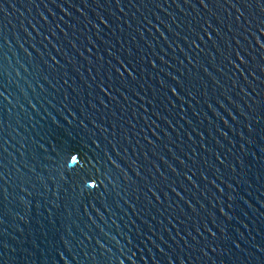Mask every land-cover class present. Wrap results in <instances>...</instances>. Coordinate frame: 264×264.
<instances>
[{"label":"water","instance_id":"1","mask_svg":"<svg viewBox=\"0 0 264 264\" xmlns=\"http://www.w3.org/2000/svg\"><path fill=\"white\" fill-rule=\"evenodd\" d=\"M64 7L69 16L50 0H0V83L7 97H0V136L7 141L0 157L20 170L12 169L6 198L0 197V264H85L83 251L64 247L69 232L91 234L84 245L87 264H94L97 240L104 245L105 264H166L163 254L170 250L178 257L173 264H264L260 5L211 0L204 10L196 0L179 7L171 0L118 5L106 0L96 14L120 17L112 31L94 20L91 9L81 11L99 30ZM204 21L223 38L219 53L215 37L197 42L204 51L185 39L189 27ZM51 27L55 36L47 33ZM117 35L124 37L125 49L138 54L133 83L107 68L111 80L96 73L110 59L109 46L120 47ZM201 35L197 31L198 39ZM237 41L249 57L247 71L235 59L225 60ZM189 74L195 76L191 95L178 92L175 98L157 84ZM100 79L111 91L96 87ZM234 104L243 113L235 120ZM81 172L97 187L83 193L77 187L73 194L65 181ZM20 174L33 182L19 183ZM127 177L137 179L136 193L124 194ZM144 184L159 185L153 188L159 200ZM149 227L151 240L141 234Z\"/></svg>","mask_w":264,"mask_h":264},{"label":"snow or ice","instance_id":"2","mask_svg":"<svg viewBox=\"0 0 264 264\" xmlns=\"http://www.w3.org/2000/svg\"><path fill=\"white\" fill-rule=\"evenodd\" d=\"M33 3L36 2V0H32ZM50 2L58 9H60V11L62 13H64L65 16H69L70 13L65 11V7L64 5H67V7L69 9H75V11L77 13L80 14V16L84 17V20L87 24L91 25V27L93 29H97V23H99V25H103L104 28L109 29V31H112L113 29L118 27V24L116 23V21H118L120 19V17H115V20L113 19L112 16L108 15V17L106 18L104 15L101 14H96V10L100 9V8H105V3L106 0H50ZM127 3V4H134V0H107V3H114V4H121V3ZM172 4L177 5L178 7L181 6V3H183L184 5H188L192 3V0H171ZM225 2H231L233 4L235 3H239L240 0H225ZM245 2L249 3L250 5H255V4H259L260 5V15H261V19L259 22V27L260 29L264 30V0H245ZM163 3L167 4L168 0H163ZM196 3L199 4V6L204 9L207 10L210 8V3L211 0H196ZM37 7H39V5L37 4ZM44 7L47 8L48 4L45 3ZM156 7H160V4L157 3ZM81 8L84 9H91L93 11L94 14V20L96 22H94L92 19H88V17L84 14V12L81 11ZM0 11H2V9H0ZM244 15V13H240V16H238L236 19H240L242 16ZM43 18V17H41ZM62 19V18H61ZM73 23L70 25V27H75L76 23L78 21H76V18L73 17ZM150 23V21H148ZM124 23H128V21H124ZM161 23H163V21H161ZM189 24H191V21H189ZM206 25V26H205ZM177 27H179V25H177ZM56 28H60L59 24L56 25ZM99 30V29H97ZM196 30V31H194ZM197 31L199 33H202L203 35L200 36V38H197ZM209 31H211L212 35H208ZM221 31H223V29H221ZM60 32H64L63 28H60ZM230 32V29H229ZM47 33H50L51 35L55 36L56 33L53 31L52 27L51 28H47ZM187 35H185V39L189 40V46L191 48H196L199 49L200 51H204L203 48H200L198 45V41L200 42L201 39H204L205 36L207 37L208 40H213V37H215V41H214V50L216 52H220L221 48L224 46L223 45V38L221 37L219 32H216L215 30L212 29V25L208 24L207 21H204L203 25L201 24H197V25H192L191 27L188 28L187 31ZM161 38L164 37V33L160 32L159 33ZM66 38V37H65ZM124 39L123 36L117 35L116 36V42L117 44L120 45V47L113 49L111 46H109V48L107 49L108 51V56L110 57V59L107 61L106 63V67L105 66H98L96 67V73L100 76H106L107 74L105 73V68L108 69L109 73H118L120 77L124 78V81L126 83H133L136 81L137 79V75L136 73L138 72L139 68H140V64L137 62L136 60V56L138 55L137 53H134L133 50L131 48L129 49H125L123 44H120V41ZM132 39H135V37H132ZM43 40L44 41H48V35L44 34L43 35ZM68 43L71 44V46L73 48H76V45L72 43L71 40H68ZM90 43V41H89ZM94 47V46H93ZM228 47L231 48V43H228ZM58 51H60V49H58ZM127 53V55H125L124 53ZM160 59L166 64L167 61L163 60V57H160ZM185 59H187V57H185ZM195 59V57L193 58ZM235 59L237 61V63L240 65V67L244 68L245 71H247V68L250 67V61H249V57L248 55L245 54L244 50L242 48L239 47V41H237V48L236 50L233 51H229L228 56L225 57V60H227V62L229 64L232 63V60ZM115 61V63H112V61ZM47 62V61H46ZM189 64H192L193 61L189 60L188 61ZM125 65H127V67H125ZM153 67H155V65L153 64ZM262 67H264V61H262ZM123 69V71H122ZM160 71H163V69H160ZM179 71V70H178ZM253 71H255V69H253ZM126 74V76H125ZM165 75H168L167 73ZM97 79V77H96ZM95 79V80H96ZM107 79L111 80L112 77L111 75H107ZM170 79L173 81V84L170 85H166L163 81H161L160 79H158L157 84L159 85L160 89H166L167 93L171 94V96L177 98V93H181V94H186V95H191V87H193V80L195 79L194 74H189L188 76L182 75L180 78H178L176 75H172L170 77ZM94 80V81H95ZM65 83H67V81H65ZM97 88H100L101 91L103 92L104 89H108L109 91H111V85L106 84L104 79H100L99 83L96 84ZM121 87H124V84H121ZM0 97H3L4 99H7V97L5 96V92H6V88L4 87V85L2 83H0ZM185 89H187V91H185ZM117 91H119V89H117ZM159 91V89H158ZM241 92H243V89H241ZM114 99V97H113ZM165 99H167V95L165 96ZM235 99V97H234ZM101 103H103V101H101ZM233 112L236 113V116L233 117V120L237 119L238 116L243 115V113L240 112L239 105H231ZM231 115V113H230ZM87 120L86 117H84L81 121V123L83 124L84 121ZM90 123V121H88ZM0 127H2V125H0ZM104 131H107V129H104ZM147 139V138H145ZM109 143H112V141H109ZM151 143V142H149ZM7 144V141L3 139V136H0V147H3V145ZM6 151V149H5ZM68 155H71V153L69 152ZM32 159H37V155L34 154V156L32 157ZM71 161L76 162L77 161V157L75 155H71ZM132 164H135V161L132 162ZM11 165V166H10ZM8 166V172L3 171V169ZM27 167V166H26ZM154 167V165H153ZM171 167V166H169ZM16 168V165L11 164L9 162V165H5L3 158L0 157V197H4L6 198V196L4 195L6 192L5 189V184L8 183V181H10L12 179V169ZM29 172H32V169H28ZM173 172H175V169H172ZM189 171H191L189 169ZM16 172L19 173L20 170L18 168H16ZM125 175L127 176V173H125ZM135 176L137 178H139L140 180H143V177H140V173L138 171H136ZM161 176H163V173H161ZM129 183L125 184V189H127V191H125V195H128L129 192L132 193H136L138 191V185H137V179L134 180L132 177H127ZM16 179L19 181V183L22 184H29L32 183V179L30 177L25 176V174H20L17 175ZM63 179V178H61ZM68 183H71L73 185L72 187V192L73 194H75L76 192V188L79 187L80 191L83 193L85 190H88L89 192H93L97 185L95 183L92 182V177L88 176V174L86 172H81L80 174L76 175L75 177H68L67 181H65V184L67 185ZM133 185H137L136 187H134ZM157 188L159 189V185L154 184L153 186H149L148 184H144L143 188L146 189L147 193H151L157 200H159V197L156 195V191L153 192V188ZM170 187V186H169ZM142 190V189H139ZM171 191L176 193L177 197H180V194L178 192H176V188L175 187H171ZM117 195H119V193H117ZM181 200L183 201V203L185 205L188 204V201H185L182 197H180ZM75 199V195H73V200ZM125 203H127V201H125ZM149 203L151 204V201H149ZM69 207H71V202H69ZM173 219H175V217H173ZM141 234L143 238L149 239L151 240L152 235L154 234L152 229L149 228H145L143 230H141ZM91 234H89V236H84V234L81 232L79 237L72 236V233L69 232L67 235V238L64 239V247L66 249H71L76 250L79 249V251H83L84 256L83 259L85 260V264H87L88 259L85 258H89V252L88 249L86 247H84L85 245V241H87L90 238ZM177 236H179V233H177ZM96 244L99 245V251L97 249H92L93 252H97V256H93L91 257L92 262H94V264H105V260L107 258V255L105 254L106 251L104 250V245L100 244V241L97 240ZM83 246V247H81ZM236 248H239L240 245L239 244H235L234 245ZM156 247H159L158 245H156ZM185 247H187V242L185 243ZM261 248L264 249V244L261 245ZM63 251V249L61 250ZM164 259L166 261V264H173V261L177 260V254L173 251L170 250L168 253H164ZM181 255H183V250H181ZM189 255H191V251L189 252ZM102 258V259H101ZM61 259H63V256H61ZM73 260H75V256L72 257ZM185 259H187V257H185ZM180 264H183V261H180Z\"/></svg>","mask_w":264,"mask_h":264}]
</instances>
